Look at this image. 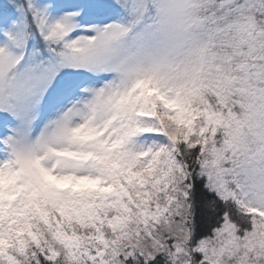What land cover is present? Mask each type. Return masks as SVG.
<instances>
[{"label": "snow or ice", "instance_id": "snow-or-ice-1", "mask_svg": "<svg viewBox=\"0 0 264 264\" xmlns=\"http://www.w3.org/2000/svg\"><path fill=\"white\" fill-rule=\"evenodd\" d=\"M0 264H264V0H0Z\"/></svg>", "mask_w": 264, "mask_h": 264}]
</instances>
